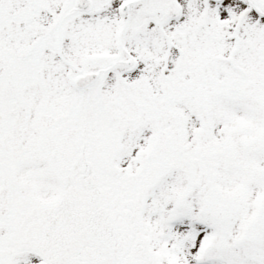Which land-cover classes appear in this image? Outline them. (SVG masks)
<instances>
[{"label":"snow or ice","instance_id":"snow-or-ice-1","mask_svg":"<svg viewBox=\"0 0 264 264\" xmlns=\"http://www.w3.org/2000/svg\"><path fill=\"white\" fill-rule=\"evenodd\" d=\"M0 264H264V0H0Z\"/></svg>","mask_w":264,"mask_h":264}]
</instances>
